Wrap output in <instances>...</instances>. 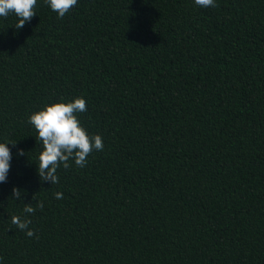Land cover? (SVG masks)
Returning <instances> with one entry per match:
<instances>
[{"label":"trees","instance_id":"trees-1","mask_svg":"<svg viewBox=\"0 0 264 264\" xmlns=\"http://www.w3.org/2000/svg\"><path fill=\"white\" fill-rule=\"evenodd\" d=\"M35 12L0 18L2 264H264V0ZM80 96L104 149L42 181L29 116ZM25 204L32 237L11 222Z\"/></svg>","mask_w":264,"mask_h":264},{"label":"clouds","instance_id":"clouds-1","mask_svg":"<svg viewBox=\"0 0 264 264\" xmlns=\"http://www.w3.org/2000/svg\"><path fill=\"white\" fill-rule=\"evenodd\" d=\"M48 7L63 18L74 7L78 0H45ZM194 3L202 8L216 6V0H194ZM37 0H0V18H6L14 14L17 18L15 27L22 29L31 18L36 15L35 6ZM86 100L83 96L75 97L70 101L60 99L58 102L45 104L40 110L29 116V123L38 133L36 140L42 143L39 154L38 175L42 181L52 184L58 183L57 170L63 165L69 167L72 160L81 168L87 164V158L93 151H103V138L99 134L90 135L78 118V114L86 112ZM16 144V143H15ZM11 142H0V184L5 183L11 168L13 153L9 145ZM24 150L17 153L23 156ZM24 192L19 188L13 189L16 200H23ZM56 199H62L63 193H55ZM39 207L43 208L40 203ZM35 208L31 204H25L24 215L11 217L12 224L21 231L26 230V235L32 237L34 231L29 227L31 219L28 214L34 213ZM2 264V261H0Z\"/></svg>","mask_w":264,"mask_h":264}]
</instances>
